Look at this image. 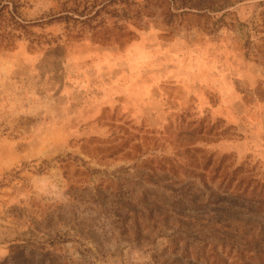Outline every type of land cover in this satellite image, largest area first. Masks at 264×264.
<instances>
[{
  "label": "rangeland",
  "instance_id": "obj_1",
  "mask_svg": "<svg viewBox=\"0 0 264 264\" xmlns=\"http://www.w3.org/2000/svg\"><path fill=\"white\" fill-rule=\"evenodd\" d=\"M0 264H264V0H0Z\"/></svg>",
  "mask_w": 264,
  "mask_h": 264
}]
</instances>
